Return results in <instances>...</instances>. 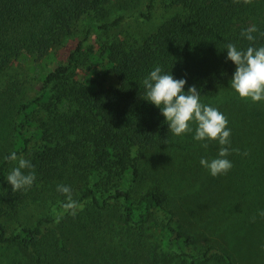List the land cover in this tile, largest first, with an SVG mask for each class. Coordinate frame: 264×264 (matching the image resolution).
Instances as JSON below:
<instances>
[{"label": "trees", "instance_id": "trees-1", "mask_svg": "<svg viewBox=\"0 0 264 264\" xmlns=\"http://www.w3.org/2000/svg\"><path fill=\"white\" fill-rule=\"evenodd\" d=\"M107 1L0 0V71L9 70L21 57L44 59L54 49L62 50L68 40L75 43L66 52L64 64L41 78L36 98L16 105L21 87L15 80L7 82L0 92V103L2 100L7 109L17 111L14 139L0 162V211H14L26 196L23 190L13 192L7 181L12 161L6 157L13 151L32 155L35 172L44 180L59 182L64 180L72 152L77 167L85 170L83 175L98 178L84 188L78 202L89 199L100 211L120 204L123 219L115 226L120 227L100 229L73 247L50 233L53 220H38L13 233L0 223V247H16L28 259L37 255L39 264H251L237 262L227 248L213 243L197 250L196 237L176 225V209L162 187L165 175L172 173V181L181 177L186 181L192 162H197L196 167L205 175L200 159L216 157L219 145L210 142L204 149L193 135L174 136L161 110L144 99L143 80L160 66L174 79L186 80L185 92L195 85L201 103L218 108L227 117L231 146L241 153L228 157L233 163L228 173L238 189L233 200L222 198V204L214 195V186L221 178L209 177L207 204L221 208L210 214L209 223L257 225L264 230V217L259 215L264 211V102L242 100L230 87L236 66L227 59L225 47L234 43L246 49L249 41L241 32L252 25L258 29L253 34L255 46H264V0L251 4L243 0H166L164 7L172 16L141 42H104L97 52L85 54L84 40L69 38L74 37L78 22L99 14ZM153 1L149 0L141 14L146 21L152 17ZM107 27L91 24L86 35ZM80 61L91 66L83 83L70 78ZM39 107L41 116L32 119L30 115ZM10 121L7 116L5 129ZM192 127L195 129L194 124ZM73 142H79L76 152L72 151ZM34 145L37 151L32 153ZM244 152L248 155H242ZM147 181L151 184L144 187ZM138 188V198L134 199ZM63 203L55 206L63 213L62 220L68 215ZM158 214L163 215L159 225ZM261 246L250 245L255 252Z\"/></svg>", "mask_w": 264, "mask_h": 264}, {"label": "rangeland", "instance_id": "rangeland-1", "mask_svg": "<svg viewBox=\"0 0 264 264\" xmlns=\"http://www.w3.org/2000/svg\"><path fill=\"white\" fill-rule=\"evenodd\" d=\"M148 2L149 0H108L107 3L102 6L99 14L88 15L78 22L74 27V37H70L69 39H83L82 52L85 54L97 52V50L103 46L104 42H141L156 29V26L166 18L172 16V14L170 15L171 11L167 12L164 7L167 3L166 0H154L152 17L150 20H144L141 14L146 12ZM119 18H121L120 24L113 26L112 22ZM91 24L98 26L108 25V27L105 31L102 30L99 33H94L91 30V33L87 36V30L90 28ZM72 41L73 40H68L62 50L57 48L54 49L44 59L34 61L32 58L21 57L15 60L9 70L0 71V92H2L7 82L15 80L19 82L21 87V92L17 96L16 105L36 98L42 86L41 78L53 71L58 65L64 64L65 54L66 52H70ZM73 44L75 45V43ZM96 68L98 71L101 70L100 66ZM90 70L91 66L87 62L80 61L73 68L70 78L79 83L82 81L84 82V78H86ZM41 110L42 107L34 110L30 117L33 119L36 116H41L39 113ZM7 116H9L12 121H10L9 127L5 129L4 120ZM16 116L17 111L14 110V108L7 109L1 100L0 162L6 150L11 148L12 139H14L13 136L15 134L13 128ZM249 125L250 122H247V126ZM31 131L32 128H29V133H31ZM191 135L194 136V133L185 134L186 138H191ZM73 140L75 139L73 138ZM78 145L79 142H73V152L79 149L78 147L80 146ZM36 151L37 145H34V151H32V153ZM23 156L30 161L32 159V155ZM67 163V167L64 168V180L62 182L44 180L41 174L38 175L36 173V181L31 189L27 191L23 190L26 196L22 204L12 212L1 214L0 211V223L4 225L8 232L13 233L21 226H33L38 220H53V223L50 224V233L53 236L59 235L75 247V243L83 239L86 235L93 234L100 229L120 227H115L120 224L118 220L123 219V212L120 204L114 203L100 211L94 207L89 199L80 202L84 207L75 218L71 215H67L63 220L60 219L59 223H56L57 217L62 216L63 213H58L55 210V206L58 202H66L65 196L56 190L57 185L62 184L70 186L73 199L78 201L82 196L84 188L90 187L93 185V182L98 179H94V176L85 177L83 175L85 170H80L77 167L78 161L72 152L68 156ZM192 163V171L187 174L186 181L183 177L172 181L173 176L172 173H170L171 175H168V177L165 175L162 185L163 189L170 197L172 206L176 209V225L179 226L181 230L193 234L196 237L198 242L197 250L199 251L204 249L207 244L213 243V245H220L227 248L237 262L264 264V252H260L262 246L264 248V230H261L257 225L247 226L241 223L229 225L223 222L215 226L209 223V220H211L209 219L211 216L210 214L215 210L218 213V210L221 208H212L207 204L209 191L211 189L207 182L211 175L208 171H206L204 175L201 173L203 171H200V169L196 167L197 162ZM16 166L17 162L12 161L7 176ZM23 171L27 173L28 170ZM226 176L230 178V181L227 180ZM219 177L221 180L219 184H215L217 186H214V195L219 198L220 202L222 198L227 199L230 197L233 200V192L238 189V186H233L234 181L231 179V173ZM149 184H151V181H147L144 187ZM223 189H225L228 195L223 194ZM103 190L104 188L101 189L102 193ZM138 191L139 188L134 191V199L138 198ZM231 201H228V204ZM225 208L227 209V207ZM162 218V214L157 215L156 223L158 225L161 224ZM151 232L156 234V229L152 228ZM240 240H243V242H239ZM250 245L262 246L255 252ZM241 252L246 256L243 257V253ZM37 257L36 255L35 258ZM35 258L28 259L13 246L8 248L0 247V264H39L35 261ZM40 264L50 263L43 262Z\"/></svg>", "mask_w": 264, "mask_h": 264}, {"label": "clouds", "instance_id": "clouds-1", "mask_svg": "<svg viewBox=\"0 0 264 264\" xmlns=\"http://www.w3.org/2000/svg\"><path fill=\"white\" fill-rule=\"evenodd\" d=\"M234 2L239 3L240 0ZM252 2L253 0H243L244 4ZM256 32L258 29L255 25L241 32V36L249 41L246 49H240L234 43L225 46L227 59L236 66L230 87L242 100H250L252 103L264 102V46H255L256 36L253 34ZM185 84V79H174L171 74L163 73L160 66H156L143 80L144 99L161 110L168 129L174 136L182 137L194 132L193 139L201 142L204 149L209 147L210 142L217 143V156L211 159L201 158L200 164L214 178L227 175L233 168V163L228 157L233 152L241 154L239 149L231 146L229 121L218 108L201 103L200 93L195 85L185 92ZM242 155L247 156L248 153L244 152ZM6 159L17 162V166L7 176L12 191L31 189L36 181V172L31 161L24 156H18L15 151ZM23 170L28 171L25 173ZM56 190L65 196L66 202L62 204L64 213L75 218L84 205L73 199L70 186L57 185ZM259 215L264 217V211ZM60 219L62 216L57 217L56 223H59ZM252 220L254 222L255 217Z\"/></svg>", "mask_w": 264, "mask_h": 264}]
</instances>
